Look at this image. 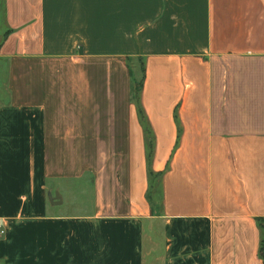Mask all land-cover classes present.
Here are the masks:
<instances>
[{
    "label": "crops",
    "instance_id": "obj_1",
    "mask_svg": "<svg viewBox=\"0 0 264 264\" xmlns=\"http://www.w3.org/2000/svg\"><path fill=\"white\" fill-rule=\"evenodd\" d=\"M0 66V264H263L264 0H0Z\"/></svg>",
    "mask_w": 264,
    "mask_h": 264
},
{
    "label": "trees",
    "instance_id": "obj_2",
    "mask_svg": "<svg viewBox=\"0 0 264 264\" xmlns=\"http://www.w3.org/2000/svg\"><path fill=\"white\" fill-rule=\"evenodd\" d=\"M142 79H143V69H142V78H141L140 84L142 83ZM139 93H140V85H139V88L134 90V96H135L134 98H135V105L137 107L138 116H139V118L143 124L145 134L147 135V160L150 161L152 151H153L152 140L150 138L151 132L147 128L145 116L143 114V110H142L140 103H139ZM155 177H157V176L152 177L151 180H153V178H155ZM257 225L261 230V240L259 243L258 256L264 264V219H258Z\"/></svg>",
    "mask_w": 264,
    "mask_h": 264
},
{
    "label": "rangeland",
    "instance_id": "obj_3",
    "mask_svg": "<svg viewBox=\"0 0 264 264\" xmlns=\"http://www.w3.org/2000/svg\"><path fill=\"white\" fill-rule=\"evenodd\" d=\"M2 68L3 67L0 66V70H2ZM132 69H133V75L136 78L135 89H137V88H139V85H140V82H141V78H142V72H141L142 68L140 67V64H139L138 61L135 62V64L132 67ZM0 73H1V71H0ZM4 90H5L4 83H3L2 78H1L0 79V101H1V99L3 97V95H4ZM151 182H152L153 185H155L157 187V185H158L157 179L156 180L153 179V180H151ZM150 196H151V198H153L154 203L158 205V202H159V190L155 189V188L151 189ZM86 202H89V197H87V201Z\"/></svg>",
    "mask_w": 264,
    "mask_h": 264
},
{
    "label": "built area",
    "instance_id": "obj_4",
    "mask_svg": "<svg viewBox=\"0 0 264 264\" xmlns=\"http://www.w3.org/2000/svg\"><path fill=\"white\" fill-rule=\"evenodd\" d=\"M4 234L2 223L0 222V236Z\"/></svg>",
    "mask_w": 264,
    "mask_h": 264
}]
</instances>
